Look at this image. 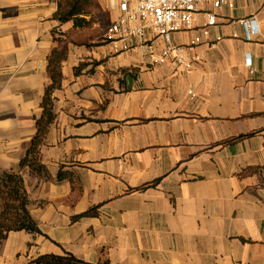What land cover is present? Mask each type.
I'll return each mask as SVG.
<instances>
[{
  "label": "crops",
  "instance_id": "1",
  "mask_svg": "<svg viewBox=\"0 0 264 264\" xmlns=\"http://www.w3.org/2000/svg\"><path fill=\"white\" fill-rule=\"evenodd\" d=\"M57 6L0 0V172L19 171L40 230L8 232L0 264L64 253L90 264H264V0L205 6L215 16L206 34L196 12L171 38L199 56L188 68L150 61L147 46L157 55L163 45L153 30L120 52L77 41L80 27L60 24ZM250 17L246 41L239 19ZM53 38L65 54L43 107ZM38 127L44 170L33 171L19 162Z\"/></svg>",
  "mask_w": 264,
  "mask_h": 264
},
{
  "label": "built area",
  "instance_id": "2",
  "mask_svg": "<svg viewBox=\"0 0 264 264\" xmlns=\"http://www.w3.org/2000/svg\"><path fill=\"white\" fill-rule=\"evenodd\" d=\"M235 0H104V9L112 14L110 24L103 34V41L111 45L114 52L130 50L133 45L148 40V31L153 30L156 36L161 37L163 45L154 55V48L147 46L151 54L152 63H164L172 58L177 64L188 68L200 58L195 55L186 58L183 48L171 45L172 34L177 31L189 29L192 26L193 15L206 11V23L201 29L202 34L207 33V27L215 24L212 11L205 10V6L212 8H234ZM239 23L246 41H250L257 32L255 19L241 18ZM199 36L194 37L190 45L198 44ZM154 55V56H153ZM250 64V59L245 60ZM193 95L192 92H189Z\"/></svg>",
  "mask_w": 264,
  "mask_h": 264
},
{
  "label": "trees",
  "instance_id": "3",
  "mask_svg": "<svg viewBox=\"0 0 264 264\" xmlns=\"http://www.w3.org/2000/svg\"><path fill=\"white\" fill-rule=\"evenodd\" d=\"M91 0H58L57 11L54 18L63 24L72 20L74 27H85L88 21L84 19V15L89 11ZM58 42L57 47L53 50L49 58V70L51 84L45 89L42 105L48 104L50 92L55 87V83L60 78L59 66L64 58L65 47L60 46L59 38L55 39ZM40 127H38L35 136L31 139L30 145L27 148L25 155L19 162V167L28 165L33 171L44 170V167L36 159V145L39 143ZM240 137V136H239ZM238 137L229 138L222 143H232ZM62 171H58L57 179L63 176ZM159 179H155L147 184H144L139 190H144L149 186H154ZM28 199L24 188L23 179L18 170H4L0 172V241L5 239L10 231L23 230L28 233H40L35 220L31 217L27 209ZM94 208H90L74 219L81 216L94 215ZM35 264H90L86 263L70 253L63 255L42 254L34 260ZM95 264H109L108 261L97 262Z\"/></svg>",
  "mask_w": 264,
  "mask_h": 264
},
{
  "label": "rangeland",
  "instance_id": "4",
  "mask_svg": "<svg viewBox=\"0 0 264 264\" xmlns=\"http://www.w3.org/2000/svg\"><path fill=\"white\" fill-rule=\"evenodd\" d=\"M84 19L88 21L87 26L80 27L73 39L79 41L82 38H90L95 42H102L103 34L110 24L109 13L104 9V0H91Z\"/></svg>",
  "mask_w": 264,
  "mask_h": 264
},
{
  "label": "water",
  "instance_id": "5",
  "mask_svg": "<svg viewBox=\"0 0 264 264\" xmlns=\"http://www.w3.org/2000/svg\"><path fill=\"white\" fill-rule=\"evenodd\" d=\"M127 82H128V85L131 84V82H132V78H131L130 76L127 77Z\"/></svg>",
  "mask_w": 264,
  "mask_h": 264
}]
</instances>
